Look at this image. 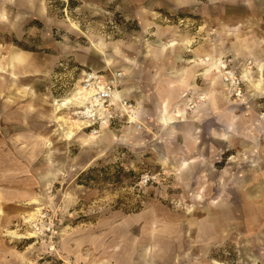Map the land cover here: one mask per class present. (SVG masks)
Here are the masks:
<instances>
[{
  "label": "rangeland",
  "instance_id": "rangeland-1",
  "mask_svg": "<svg viewBox=\"0 0 264 264\" xmlns=\"http://www.w3.org/2000/svg\"><path fill=\"white\" fill-rule=\"evenodd\" d=\"M82 70L140 127L79 130ZM0 194V264H264V0H0Z\"/></svg>",
  "mask_w": 264,
  "mask_h": 264
},
{
  "label": "built area",
  "instance_id": "built-area-1",
  "mask_svg": "<svg viewBox=\"0 0 264 264\" xmlns=\"http://www.w3.org/2000/svg\"><path fill=\"white\" fill-rule=\"evenodd\" d=\"M120 72L106 73L98 70H82L78 88L81 90L79 94L82 103L79 107H74L77 111L76 115L82 122L81 129H89L92 134L97 133L102 126L108 127L111 121H122L121 111L125 113V122L135 125L139 128L140 123L135 119L137 115V106L127 102L126 97L119 93V76ZM228 76L225 80L228 81ZM76 89V88H75ZM120 90V89H119ZM77 91V90H75ZM74 91V92H75ZM76 102V101H74ZM133 122H130V120Z\"/></svg>",
  "mask_w": 264,
  "mask_h": 264
},
{
  "label": "crops",
  "instance_id": "crops-1",
  "mask_svg": "<svg viewBox=\"0 0 264 264\" xmlns=\"http://www.w3.org/2000/svg\"><path fill=\"white\" fill-rule=\"evenodd\" d=\"M171 45H173V44H169V46H171ZM164 49H160V54H163V52H165V51H163ZM191 50V54H196V55H198V54H200V52L198 51V48H193V49H190ZM167 53V52H166ZM208 55V54H207ZM208 58V60H206ZM202 61H203V63H204V61H207V67L209 66V68H207V69H205L207 72H209L210 70H213L212 68H217V60H215V59H213V58H210V56H207L206 58H205V60H200V62L202 63ZM199 63V62H198ZM192 66H194V65H192ZM193 68V67H192ZM159 71H160V69H159ZM176 75L178 74V73H175ZM169 85H176V83L175 82H170V83H168ZM120 87V86H119ZM132 87H129L127 84H124V93L126 94L127 92H130V90H132L131 89ZM121 89V88H120ZM172 98H173V96H171ZM168 103H169V101L167 100V99H164L163 100V102H162V104L160 105V111L162 110V111H164L165 112V110L168 112L169 110H170V108H169V106H168ZM106 132H109V131H111V130H105ZM111 132H114V131H111ZM123 132H126V130L125 129H121V130H119L118 131V133H123ZM127 133V132H126ZM0 197H1V194H0ZM1 199V198H0ZM15 237H19V236H15ZM258 262V261H257ZM257 262H255V263H248V264H258Z\"/></svg>",
  "mask_w": 264,
  "mask_h": 264
},
{
  "label": "trees",
  "instance_id": "trees-1",
  "mask_svg": "<svg viewBox=\"0 0 264 264\" xmlns=\"http://www.w3.org/2000/svg\"><path fill=\"white\" fill-rule=\"evenodd\" d=\"M111 168V165L106 166H93L88 168L85 171H82L78 176V184H88L91 181H95L98 179V176H101L104 179H109L111 177L108 176V171Z\"/></svg>",
  "mask_w": 264,
  "mask_h": 264
},
{
  "label": "bare ground",
  "instance_id": "bare-ground-1",
  "mask_svg": "<svg viewBox=\"0 0 264 264\" xmlns=\"http://www.w3.org/2000/svg\"><path fill=\"white\" fill-rule=\"evenodd\" d=\"M206 60H208V58L206 59ZM124 84L125 83H122V85H121V89L119 90H117V93L116 94H118V91H120L119 93L121 94L120 96H122V94L124 95V96H126V94L124 93ZM76 90L77 91H75V92H73L69 97H67L61 104H62V106H64V107H79V106H81L82 105V103H84L82 100H80V98L79 99H77L78 97H79V94L81 93V90L77 87L76 88ZM74 101H76V102H74ZM140 100H138V104L135 102V105L138 107V105H140ZM138 109V108H137ZM139 110V109H138ZM77 113V111H75L74 112V114H76ZM130 122H133V120L131 119L130 120ZM81 124H82V122H80L79 123V125H77V128H79V130L82 128V127H85V126H87V124L86 125H83V126H81ZM101 129H103V130H109L107 127H105V126H102V128ZM34 236H36V234L34 235Z\"/></svg>",
  "mask_w": 264,
  "mask_h": 264
}]
</instances>
